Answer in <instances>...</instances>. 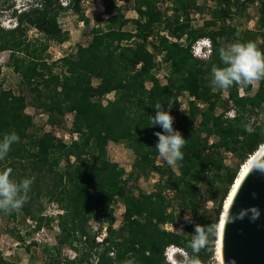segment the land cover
I'll return each instance as SVG.
<instances>
[{
    "label": "trees",
    "instance_id": "1",
    "mask_svg": "<svg viewBox=\"0 0 264 264\" xmlns=\"http://www.w3.org/2000/svg\"><path fill=\"white\" fill-rule=\"evenodd\" d=\"M118 1L106 0L105 27L92 28L89 45L79 46L74 56L49 63L45 58L48 48L30 39L29 32L36 30L59 44L67 42L69 35L59 24L62 12L72 9L89 25L80 0H70L67 6L60 0H34L19 12L11 4L13 0H0L16 20L11 29L0 23V50L10 53L11 67L29 91L31 105L48 115L51 125H60L72 114V133L79 135L78 141L66 144L53 133L32 134L33 118L26 113L28 98L4 89L0 82V140L12 132L20 137L0 161V171L11 169L10 178L17 182L35 177L20 212L37 219L38 227L43 221L42 199L62 209L60 234L49 252V264H63L58 256L65 246L73 248L76 257L64 264H93V256L95 264H124L130 259L135 264H172L167 258L171 247L186 253L187 259L179 257V262L187 264L195 255L188 245L196 224L216 226L215 235L198 254L201 264H210L217 258L220 220L239 169L264 144V122L251 128L253 115L264 107V79L251 97H240L239 90L250 92L252 84L226 90L237 112L235 118H227L216 114L222 90L211 84V70L225 66L219 56L222 46L252 41L264 52V0L243 2L244 7L258 4V32L239 31L227 24L234 15L232 5H237L232 0H212L217 6L210 23L201 28L191 21L196 0H133L137 17L132 20ZM165 4L171 6L162 11L160 5ZM168 12L172 14L168 16ZM130 23L133 29L127 30ZM201 39L212 43L209 60L193 55V45ZM157 53L169 66L165 83L155 73ZM112 94L114 98L105 102ZM185 94L194 100L189 102L188 114L178 119ZM169 100L174 102L173 126L186 140L181 149L184 158L176 170L165 161V166L158 164L154 133L162 129L151 127L149 118L155 115L156 102L164 103L167 110ZM245 125L250 130H245ZM212 137L216 140L210 144ZM110 143L124 144L133 152L130 178L161 176L151 192L133 194L124 179L125 169L108 158ZM227 152L240 164L224 165ZM119 201L125 213L123 225L116 229L113 205ZM210 201L217 204L211 216L206 207ZM11 216L15 218V212ZM179 217L190 220L180 232L168 230L167 226L177 227ZM91 221L106 224L102 242L97 243L91 235ZM84 239L85 246L80 249L77 244ZM0 264L17 263L0 250Z\"/></svg>",
    "mask_w": 264,
    "mask_h": 264
},
{
    "label": "rangeland",
    "instance_id": "2",
    "mask_svg": "<svg viewBox=\"0 0 264 264\" xmlns=\"http://www.w3.org/2000/svg\"><path fill=\"white\" fill-rule=\"evenodd\" d=\"M34 0H13L15 9L19 12L26 8L28 2ZM70 0H60L63 6H67ZM197 5L191 10V21L195 28H201L206 23H210V16L212 10L217 6L216 2L212 0H196ZM244 0H232V11L234 12L233 18L227 21V24L237 28L239 31H251L258 32L260 27L258 25V4L243 6ZM119 6L123 9V12L127 19L132 20L136 18L137 15L133 11V0H119ZM81 12L83 18L89 21V25H86L82 20V17L78 16L72 9H67L61 13L59 17V24L64 32H67L69 38L67 42L59 44L55 41L48 40L36 30H30L29 36L32 40H39L38 44L46 46L47 52L45 58L48 59L49 63L58 62L61 58L66 56H74L77 52L79 46H87L91 42V30L98 26L105 27L104 22L107 19L105 14V3L103 0H80ZM171 6V5H167ZM166 5H160L161 9L167 8ZM236 6H239L236 8ZM172 14V13H171ZM0 23L1 26L6 29H11L15 27L16 20L12 16V12L7 10L6 6H2L0 3ZM127 30H132L133 25L130 23ZM162 35L164 33H161ZM10 53L3 52L0 50V82L3 88L6 90H12L16 94H23L28 98L29 106L26 113L33 118L34 127L31 130L32 134L38 135L42 132L53 133L58 139L63 138L68 134V131H72L70 128V122L73 120L72 114H67L63 118V122L60 125H51L48 122V115L42 111L34 109L31 105V96L29 91L21 86L20 77L14 72L11 67V62L9 60ZM60 67V66H59ZM59 67L56 68L59 71ZM168 64L164 62L163 55L156 54V69L158 78L165 83V78L168 75ZM98 81L95 80L94 84L97 85ZM254 84H258L254 83ZM150 88L151 85L147 84ZM214 93H217L215 91ZM246 96H253L254 92L252 90L249 93H245ZM114 95H109L106 97L107 100H112ZM218 105L216 108V114H224L231 111L232 102L229 100L228 92L222 90L219 97ZM180 104H187L186 108L179 111V117L186 116L188 114L189 107V96L184 95L180 99ZM201 109L205 107L200 106ZM234 109V108H233ZM235 113L236 110H235ZM264 122V107L262 110L257 111L251 119V128H255ZM61 139V140H63ZM215 138L210 139V144L215 142ZM108 158L117 163L121 168L125 169L126 175L124 179L128 181V186L131 187L133 194L138 196L139 191L151 192L153 190L154 184L161 178L158 174H153L149 179H135L130 178L129 174L131 172L132 164L135 160L133 152L124 144H114L110 143L107 148ZM224 155V165L230 167H236L240 164V160L233 154ZM248 160V159H247ZM246 160V161H247ZM245 163V162H244ZM243 163V164H244ZM158 164L165 166L164 160L159 157ZM242 164V165H243ZM241 165V166H242ZM176 167H173L176 170ZM241 168V167H240ZM240 170V169H239ZM164 178L165 175H164ZM44 210L41 214V219H43L41 226L38 227L39 221L37 219L26 217L22 212H15V218L11 214H6L5 212H0V250L5 256V258L17 263V264H49V252L56 246V238L60 234L58 227V216L63 214L62 209L55 203H48L46 199L40 201ZM217 204L210 201L207 204V210H209V216H211L213 209ZM36 207H39L37 204ZM35 207V208H36ZM114 215L116 218L115 228L118 229L123 225L125 207L122 202H117L113 205ZM188 217H179L177 222V227L167 226L170 231L180 232L185 224L189 222ZM33 221L37 222V229H43L41 236L37 237L33 227ZM33 222V223H32ZM91 229V235L95 237L96 242L99 243L98 238H102L104 232H106V224L100 222L91 221L89 223ZM18 236L23 238L24 241H19ZM85 239L80 244H77L80 249L85 246ZM182 250V249H181ZM174 250L173 252H175ZM168 253L172 252V247L168 249ZM172 252V253H173ZM94 253V251H93ZM217 255V253H216ZM174 256V255H173ZM172 256V259L176 264H180L179 257L185 258L180 254ZM76 257V253L73 248L65 246L60 250L58 258L65 263V260L73 259ZM171 257V256H170ZM168 258V257H167ZM169 261V260H168ZM93 264L96 263V257L93 256L91 259ZM210 264H221L218 260V256Z\"/></svg>",
    "mask_w": 264,
    "mask_h": 264
},
{
    "label": "clouds",
    "instance_id": "3",
    "mask_svg": "<svg viewBox=\"0 0 264 264\" xmlns=\"http://www.w3.org/2000/svg\"><path fill=\"white\" fill-rule=\"evenodd\" d=\"M207 40L205 43L211 42L209 39ZM219 56L225 66L212 67L211 84L216 89L227 90L233 85L248 86L264 79V52L259 50L254 42H236L222 46L219 49ZM173 104L174 102L169 100L167 102L168 108L165 110L164 103L156 102L153 106L155 115L149 116L151 127L158 125L162 129V131L154 133L158 138L155 148L160 157L170 167H176L178 161L183 160L184 154L181 149L186 143L182 133L173 126L175 120V117L171 115ZM245 130H250L248 125H245ZM19 142L20 137L17 133L5 134L3 140H0V161L6 158L11 146ZM253 171L264 174V160L253 161L250 173ZM10 175L11 169L0 171V211L6 214L18 212L23 208L29 199L28 193L35 180V177H31L17 182L11 179ZM253 197H255V193H253ZM260 215V209L257 206H252L248 209H241L239 213L231 215L229 222L243 220L248 217L249 221L254 223L260 218ZM215 232V225L201 226L196 224L194 226V234L188 247L192 249V253L195 255L188 258L187 264H201L198 254L206 247L209 237L214 236ZM174 250L176 251L173 252ZM172 252H167L168 260L172 264H176L172 259L173 255L181 254L185 260L187 259L186 253L180 248L172 247ZM124 264H135V261L131 259L125 260Z\"/></svg>",
    "mask_w": 264,
    "mask_h": 264
},
{
    "label": "water",
    "instance_id": "4",
    "mask_svg": "<svg viewBox=\"0 0 264 264\" xmlns=\"http://www.w3.org/2000/svg\"><path fill=\"white\" fill-rule=\"evenodd\" d=\"M252 206L261 212L254 223L248 217L229 222L231 215ZM222 254L224 264H264V174L249 172L234 196L224 225Z\"/></svg>",
    "mask_w": 264,
    "mask_h": 264
},
{
    "label": "built area",
    "instance_id": "5",
    "mask_svg": "<svg viewBox=\"0 0 264 264\" xmlns=\"http://www.w3.org/2000/svg\"><path fill=\"white\" fill-rule=\"evenodd\" d=\"M104 3L106 2V0H103ZM207 39H201L199 41H197L194 45H193V48H192V52H193V55L195 58L199 59V60H209L212 56V53H213V46L211 44V42L209 43H205ZM208 41V40H207ZM252 92H254V94L259 90V83L256 85V84H252V88H251ZM250 90V91H251ZM245 93H249V92H245L243 88H240L239 90V95L240 97H247ZM253 94V95H254ZM190 100H194V98H189ZM187 104H181L180 105V110L181 109H184L186 108ZM199 106H203V105H199ZM231 108V111L227 112L226 114V117L227 118H235L236 116V113H235V109H233V104L232 106L230 107ZM70 126L72 127V123H73V120L72 122H70ZM70 127V128H71ZM63 139V138H61ZM79 140V135L76 134V133H72V131H68V134L64 136V139L63 141L66 143V144H71L73 141H78ZM226 155H231L230 152H227L225 153ZM34 222V223H33ZM32 223L34 224L33 225V229L34 230H37L35 233V235L37 237L41 236V233L43 232V229L41 228V230H38L37 229V222L33 221ZM106 231V230H105ZM106 237V232H104V234L102 235V238H98V241L99 242H102L103 239Z\"/></svg>",
    "mask_w": 264,
    "mask_h": 264
},
{
    "label": "bare ground",
    "instance_id": "6",
    "mask_svg": "<svg viewBox=\"0 0 264 264\" xmlns=\"http://www.w3.org/2000/svg\"><path fill=\"white\" fill-rule=\"evenodd\" d=\"M263 156H264V144L258 149V151L255 154H253L246 161L245 164H243L241 166L239 173H238V176H237V178L234 182V185L232 186V189L230 191V194L228 195V198L225 202L223 212H222V216H221V220H220V225H219V241L217 244V256H218V260L221 264H224L223 254H222V235H223L224 225L226 222V218H227V214H228L230 205H231V203L234 199V196L236 195L242 181L250 172V167L252 165V162L260 160Z\"/></svg>",
    "mask_w": 264,
    "mask_h": 264
},
{
    "label": "crops",
    "instance_id": "7",
    "mask_svg": "<svg viewBox=\"0 0 264 264\" xmlns=\"http://www.w3.org/2000/svg\"><path fill=\"white\" fill-rule=\"evenodd\" d=\"M165 5L167 6L168 4H165ZM160 9H161V8H160ZM161 10H162V11H165V10H166V8H165V10H164V9H161ZM171 13H172V12H168V13H167V15H168V16H170V15H171ZM133 19H135V18H133ZM150 40H152V39H150Z\"/></svg>",
    "mask_w": 264,
    "mask_h": 264
}]
</instances>
